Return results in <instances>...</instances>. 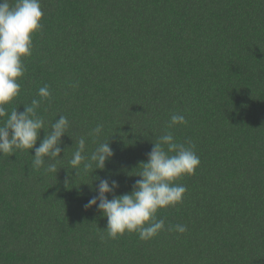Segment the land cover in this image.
<instances>
[{
  "label": "trees",
  "instance_id": "trees-1",
  "mask_svg": "<svg viewBox=\"0 0 264 264\" xmlns=\"http://www.w3.org/2000/svg\"><path fill=\"white\" fill-rule=\"evenodd\" d=\"M40 2L43 28L6 107L24 111L47 84L38 114L49 131L66 116L70 135L56 174L31 167L44 129L33 149L0 155V264H264V0ZM173 114L187 124L168 129ZM166 131L200 158L175 181L183 202L156 214L187 231L101 240L107 217L84 207L99 179L130 193ZM81 136L88 152L113 149L103 170L69 165Z\"/></svg>",
  "mask_w": 264,
  "mask_h": 264
},
{
  "label": "clouds",
  "instance_id": "clouds-1",
  "mask_svg": "<svg viewBox=\"0 0 264 264\" xmlns=\"http://www.w3.org/2000/svg\"><path fill=\"white\" fill-rule=\"evenodd\" d=\"M43 11L40 0H2L0 2V155H12L18 150L33 149L39 139L40 130L46 135L38 147H35L31 167L46 173L56 174L60 162L62 137L71 128L69 119L60 115L58 120L50 122V131L45 118L38 114L41 101L50 99V86L45 84L38 89L40 99H33L30 105H25L22 112L17 108L10 111L6 107L18 97L21 84L18 82L27 69L23 58L30 57L33 50V35L42 30L41 19ZM177 124H187L183 115L173 114L167 128L172 129ZM103 131V125L98 124L89 132L95 139ZM107 141V140H106ZM99 143L94 150L86 149V138L81 136L76 141L77 147L68 161L71 168L85 174L95 169L103 170L106 161L113 157L114 152L106 142ZM195 144L191 141L178 142L172 131L158 137L151 151L147 153V162H141L138 179L130 193L115 195L119 187L116 180L99 179L97 194L84 207L97 206L107 217V226L101 240L116 239L125 232H136L141 240H150L162 230L185 233L187 226L170 224L165 229L164 219L157 218L161 208L175 206L183 202L186 186L175 183L183 175H192L200 165V158L195 152ZM46 161H53L48 162ZM112 194V199L108 195Z\"/></svg>",
  "mask_w": 264,
  "mask_h": 264
}]
</instances>
